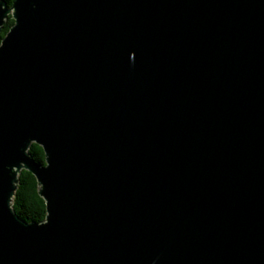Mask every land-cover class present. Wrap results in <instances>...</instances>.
<instances>
[{"label": "water", "instance_id": "water-1", "mask_svg": "<svg viewBox=\"0 0 264 264\" xmlns=\"http://www.w3.org/2000/svg\"><path fill=\"white\" fill-rule=\"evenodd\" d=\"M9 16L0 264H264V0H0V33ZM22 171L43 223L12 208Z\"/></svg>", "mask_w": 264, "mask_h": 264}, {"label": "trees", "instance_id": "trees-1", "mask_svg": "<svg viewBox=\"0 0 264 264\" xmlns=\"http://www.w3.org/2000/svg\"><path fill=\"white\" fill-rule=\"evenodd\" d=\"M4 1L11 7L15 0ZM13 25L14 20L9 16L0 33V43ZM29 152L37 163L45 165V155L40 146L32 144ZM18 180L17 190L13 198V210L26 222L43 223L46 218V205L44 200L39 196L36 178L31 173L22 171Z\"/></svg>", "mask_w": 264, "mask_h": 264}]
</instances>
